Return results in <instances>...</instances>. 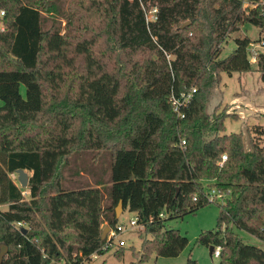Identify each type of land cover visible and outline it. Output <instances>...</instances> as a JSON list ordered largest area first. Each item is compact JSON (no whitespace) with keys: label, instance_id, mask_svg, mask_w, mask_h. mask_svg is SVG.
Returning <instances> with one entry per match:
<instances>
[{"label":"trees","instance_id":"obj_1","mask_svg":"<svg viewBox=\"0 0 264 264\" xmlns=\"http://www.w3.org/2000/svg\"><path fill=\"white\" fill-rule=\"evenodd\" d=\"M249 1L257 6L244 11L242 0H143L158 10L148 21L141 0H0V264L104 254L120 201L152 235L141 263L177 255L166 222L205 205L192 195L206 187L230 194L199 242L222 246L217 264H264V250L235 231L264 242V126L247 144L243 133L221 135L228 111L207 112L223 73L254 69L249 37L220 57L241 24L264 37V0ZM255 64L264 81V52ZM192 87L179 117L171 97ZM76 156L89 164L68 180ZM19 169L31 172L30 199L11 177Z\"/></svg>","mask_w":264,"mask_h":264},{"label":"rangeland","instance_id":"obj_2","mask_svg":"<svg viewBox=\"0 0 264 264\" xmlns=\"http://www.w3.org/2000/svg\"><path fill=\"white\" fill-rule=\"evenodd\" d=\"M147 9L152 6L148 5ZM245 6V5H244ZM244 9L245 7L242 6ZM0 10L1 7H0ZM152 10V8H151ZM246 9H244L245 11ZM149 12V17H150ZM66 21L63 20V26ZM5 24L0 17V29H4ZM227 42L222 45V53L220 57H226L236 48V38L249 37L252 42H256L260 37L259 27L252 24H241L238 30L229 33ZM254 69L248 72H233L232 74L223 73L222 80L219 84L211 88L210 97L207 102V112L213 114L216 107L219 105V110H226L231 116L225 120V131L221 135H229L232 133H243L244 139L249 144L251 137L254 135V128L261 125L264 126V81L261 73L257 70L256 64H253ZM21 93L26 96V87L21 86ZM264 137V135H263ZM264 140V139H263ZM83 156H76L72 166H68L65 176L69 180L75 172L81 171L82 166H88L89 163H82L79 160ZM79 171V172H80ZM29 176L31 172L27 171ZM12 179L22 188L24 197L30 199V194L27 187H22L19 182V174L15 172L11 174ZM71 185L70 182H64ZM207 181H205V184ZM226 202L218 200L214 203H208L196 208L194 211L188 209L183 216L169 218L166 222V229L169 232L173 231L179 235L180 239L176 240L174 247L179 251L174 256L158 255L156 252L151 255V258L143 263L140 261V251L142 242L146 237H152L148 234L145 228L127 229L119 238L126 240L125 246H119L116 242L109 251L104 254L92 255L90 258H85L81 264H184L189 257L196 259L199 264H217L219 258L210 255L209 246L199 242V237L202 233L213 230L217 227L218 217L222 205ZM196 206V205H195ZM0 209H7L6 205L0 206ZM165 216L168 215V208H165ZM134 216V213L128 209L123 210L120 216L121 222L128 223L129 218ZM225 227V226H224ZM27 228V227H25ZM236 233L244 240L245 243L256 245L264 250V242L246 232L245 230L235 228ZM8 247L7 244L3 243ZM7 258L4 256L3 260ZM2 260V261H3ZM60 260L58 264H64Z\"/></svg>","mask_w":264,"mask_h":264},{"label":"built area","instance_id":"obj_3","mask_svg":"<svg viewBox=\"0 0 264 264\" xmlns=\"http://www.w3.org/2000/svg\"><path fill=\"white\" fill-rule=\"evenodd\" d=\"M141 2L143 4L144 10L146 11L147 20L155 21L157 19V11H158L157 7L155 5H152L151 7L152 10L151 8L147 9V7L144 6L143 0H141ZM242 2H243L242 6L245 8L248 6H252L253 8H255L257 6L255 3L250 2L249 0H242ZM149 12L151 14L150 17H149ZM3 15H4V11L0 10V17H2ZM261 52H264V37L260 38L256 42L250 43L249 58L252 63L257 62L258 55ZM196 91L197 89L192 87L188 91L181 93L180 96L171 97L172 107L174 112L177 114V116L185 117L183 113V109L189 105ZM179 146L182 149H184L186 147V139L181 138L179 142ZM227 159H228V155L226 153L223 154L220 163L223 164ZM229 194H230L229 191L222 192L221 190L215 187L213 188L206 187L201 192H194L192 195V200L195 204H208V203L217 202L218 200H222V199L224 200V198L226 199L229 196ZM160 216H165V214L161 213ZM17 224L19 227L23 226L22 222H18ZM140 227H144V226L139 223L138 216L136 214H134V216L129 218V222L127 224L124 222H119L116 228L110 229L108 231V237L104 247L105 248L112 247L116 244V242L119 246H125L126 240L123 238H119V235L122 234L127 229H136ZM221 250H222L221 245L214 246L212 256H214L215 258H219L221 255Z\"/></svg>","mask_w":264,"mask_h":264},{"label":"water","instance_id":"obj_4","mask_svg":"<svg viewBox=\"0 0 264 264\" xmlns=\"http://www.w3.org/2000/svg\"><path fill=\"white\" fill-rule=\"evenodd\" d=\"M189 24H190L189 21L185 22L182 25V28L187 27ZM17 172L19 174L18 179H19V182H20L21 186L22 187H27L28 183H29V177H30L29 173L25 169H19ZM122 212H123V202L120 201L118 206L116 207V216H117V218H120ZM23 230H24V232H27V228H23ZM109 230H110L109 226H107L104 229L103 234H102V238L103 239L106 237V235H107ZM209 249H210V255L212 256L214 245H210ZM7 251H8L7 246L1 245L0 262H2V260H3L4 256L6 255Z\"/></svg>","mask_w":264,"mask_h":264}]
</instances>
